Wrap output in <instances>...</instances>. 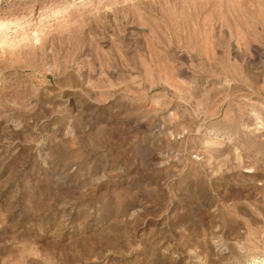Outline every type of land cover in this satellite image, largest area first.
<instances>
[{
	"label": "rangeland",
	"instance_id": "obj_1",
	"mask_svg": "<svg viewBox=\"0 0 264 264\" xmlns=\"http://www.w3.org/2000/svg\"><path fill=\"white\" fill-rule=\"evenodd\" d=\"M0 264H264V0H0Z\"/></svg>",
	"mask_w": 264,
	"mask_h": 264
}]
</instances>
